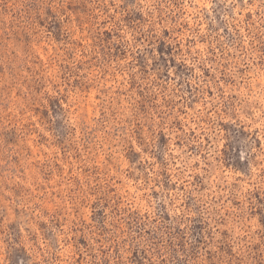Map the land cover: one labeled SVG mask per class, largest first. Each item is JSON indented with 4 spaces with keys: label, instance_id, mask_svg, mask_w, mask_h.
I'll return each mask as SVG.
<instances>
[{
    "label": "rangeland",
    "instance_id": "rangeland-1",
    "mask_svg": "<svg viewBox=\"0 0 264 264\" xmlns=\"http://www.w3.org/2000/svg\"><path fill=\"white\" fill-rule=\"evenodd\" d=\"M0 264H264V0H0Z\"/></svg>",
    "mask_w": 264,
    "mask_h": 264
}]
</instances>
